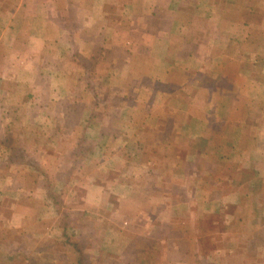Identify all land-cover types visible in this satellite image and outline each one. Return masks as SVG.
<instances>
[{
  "label": "crops",
  "instance_id": "1",
  "mask_svg": "<svg viewBox=\"0 0 264 264\" xmlns=\"http://www.w3.org/2000/svg\"><path fill=\"white\" fill-rule=\"evenodd\" d=\"M107 51L112 58L100 78L113 86L109 97L126 93L111 108L116 119L98 123L97 112L112 111L96 104L105 94L84 82L77 88L98 78L95 66ZM74 107L82 115L71 125L66 109ZM19 127L39 130L24 141L36 151L43 128L55 131L45 143L68 146L39 166L47 178L41 186L38 180L24 192L12 183L13 191L0 179V198L13 191L17 229L25 218L16 203L27 194L42 204L37 212L54 210L34 218L52 223L47 240L63 233L64 214L78 215L67 225L76 230L90 225V246L77 256L143 264L141 257H158L176 240L175 264L264 261V0H0V166H10L7 177L22 173L7 164L16 149L6 137ZM86 139L90 151H80L74 174L73 155ZM54 173H67L69 182L56 186ZM159 190L172 198L152 194ZM27 251L46 257L33 245ZM66 251H54L50 264H61L57 256Z\"/></svg>",
  "mask_w": 264,
  "mask_h": 264
},
{
  "label": "rangeland",
  "instance_id": "2",
  "mask_svg": "<svg viewBox=\"0 0 264 264\" xmlns=\"http://www.w3.org/2000/svg\"><path fill=\"white\" fill-rule=\"evenodd\" d=\"M114 54L116 55V58L121 61L122 60V54L120 53V50H113ZM108 52L111 51H107V52H102L101 56L103 57L102 59V65L99 66H95V69L99 70V75L98 78H96V80H92L89 81V83H91L93 85L94 88H96L94 91L97 94H105L104 97H100V98H96V104H98L99 107H101L102 109H108V110H112V106L114 107H118V105L116 104V102L118 101V99L121 97H124V93L126 92H121V96L119 97L118 94H116L115 96L113 95L112 97H109L110 94H113V91L110 90V88H113L112 85H110V83L107 80V77H102V79L100 78L102 73H104L103 71H105V69H108L109 66L107 65H103L107 60H109L110 58H112L110 56V54ZM108 58V59H107ZM73 66V65H72ZM75 66V65H74ZM118 69L119 68H124V65H117ZM107 71V70H106ZM125 72H120L118 73L116 76L118 78H122L124 79ZM101 79V80H100ZM64 82V81H63ZM85 83V86L87 85L88 81H81L80 82V86L77 88V93L81 92L82 90V84ZM124 80H122V82L118 81V84L120 85V88H122ZM55 83H60L59 81H54L53 84ZM65 83V82H64ZM134 83V82H132ZM127 86H129V84L127 83ZM130 87V86H129ZM88 88V87H87ZM110 91V92H109ZM87 92V91H86ZM61 99H59L60 101ZM116 105V106H115ZM76 106V105H75ZM78 107L80 108V105H78ZM77 107L74 108H67L66 111L68 112V115L65 119L66 123H70L71 125L73 124V122H75V120L77 119V114L76 112L79 113V115H82L80 109ZM117 108H113V113L112 111L109 113L107 111H101V112H97V115L95 114V119L98 120V123L100 122V120H107L108 122H112L116 119V115L117 113ZM81 113V114H80ZM87 111H84V116L87 114ZM40 121H42L43 119H39ZM94 121V122H97ZM50 124H55L53 122H49ZM21 124V123H18ZM49 124V126H50ZM23 127H19L18 131H13L10 132V135H7L6 139L9 140H14L12 141V145L10 142L9 145H11L12 148L16 149V153H15V157L13 160H9L7 161V164L14 166L15 168H19L22 170V173H20L21 175L19 177H7L8 175V171L7 168H10V166L8 165H3L0 166L1 170L0 172L3 173V177L0 176V179H3V181L10 182V187L14 190H16L15 187H12L11 184L15 183V184H19L20 186H22V190L24 192H28V188L29 186H37L36 184L38 183V180L40 181V186H41V182H45L47 181L46 176L40 175V169L39 166H43V164L46 163V161H44L46 159L47 156H52L55 153H65L67 151V146H61L60 144L57 143H45L44 141V136H48L49 134L52 136L55 134V131H51L49 130V128H43L40 129V132H43L44 134H42L43 136V141L40 142L37 146V148L39 149V151L35 150V146H31L30 143L25 144L24 141L25 137L27 138L29 132H36V134H38L39 130L38 129H32V131H27L25 129H22ZM115 128V127H114ZM93 129V128H92ZM114 130V129H113ZM111 135L115 137L116 134L114 133L115 131H110ZM130 132V131H129ZM31 138V136H29ZM40 138V137H39ZM24 139V140H23ZM38 139V138H36ZM50 140V138H49ZM23 142L24 144L22 145L19 142ZM40 139L37 141L39 142ZM92 142L87 140L84 141V144L81 146L80 151H82V157L87 153H89L90 151V146H91ZM64 150V151H63ZM79 149H77V151L75 152L76 154V159L79 158V153H80ZM10 152V151H9ZM9 152H5L4 153V157L6 158L8 156ZM67 154V152H66ZM66 155H64V160ZM59 157H63V156H59ZM7 159V158H6ZM5 160V159H3ZM63 160V161H64ZM62 161V162H63ZM49 162V161H48ZM50 163V162H49ZM52 163V162H51ZM73 163H74V174L77 172V170L80 168V166H78V164L75 162V160L73 159ZM165 164H168L167 162H165ZM19 165V166H17ZM47 166V165H45ZM91 166V165H89ZM92 167H95L94 163L92 165ZM46 168V167H45ZM57 173H54V176H52V178L56 181L55 184L56 186L60 187L62 186L61 184H58L57 181L61 182V183H65L66 181H68L69 177L67 175V173H62L59 175H55ZM183 175V174H182ZM180 176L178 175V180H182V182H187L184 176ZM245 175V174H244ZM76 176H71L72 179L75 180ZM16 179L15 181L13 179ZM77 178V177H76ZM169 178V177H168ZM52 179V180H53ZM176 179V176H175ZM42 180V181H41ZM169 180L173 181V178H169ZM244 181H249L252 180V175H250L248 178H244ZM168 181V180H167ZM18 182V183H17ZM21 182V183H20ZM69 182V181H68ZM67 183V182H66ZM48 184V188L50 189V186H52L51 182L47 183ZM44 185V183H43ZM57 189V187H56ZM13 191H8L6 192L5 196L0 198V264H49V260L46 258L40 259V257H38L37 255H35L34 249H32V251H27L29 248H32V245L36 248L42 249V252L48 255L53 254V252H59V251H66V255H58L57 258H59V261L61 262V264H126L127 262H129L128 264H134L133 259L132 260H128L127 257H120V258H115L116 261H112L114 259L108 257L107 255H104L102 258H100L98 260L92 259L91 257H84L82 255L77 256L75 253V251H73V249L71 248L72 244H77L74 239H77L80 236V232L81 236L80 238L81 241H79V245L83 244V248L85 249L86 247H89L88 244L86 243V239L85 237L89 238V236L91 235V227L89 224H86L83 226V229L80 228V230H76V227H71L69 231L64 227L63 229V233H61V231L58 229L55 230V232L53 233L52 237L50 238V240H47L44 237V233L48 224V228H50V226H52V223H44L42 224H35L36 223V216H39L41 218H44L46 215L53 217L54 216V210L51 211L50 213L43 211L42 213H39L37 211H39V209H42V204L39 202H31L29 200V195L27 196V194H23V197L20 199V201H18L16 203V205L19 204V210L20 213H22L23 217L25 218L22 221V230H19V228L17 229V227L15 226V224L13 223L14 220V212H13ZM171 192V191H169ZM155 196H159L161 195L162 198H164L165 200H169L172 198V195L168 192L163 193L162 190L156 191L155 193H152ZM173 194V191H172ZM26 195V196H25ZM250 195H252L250 193ZM59 203V202H58ZM15 205V206H16ZM61 210V209H60ZM41 211V210H40ZM13 212V213H12ZM46 212V213H45ZM154 212V211H153ZM33 217L32 220H30V218ZM64 217H66V215L62 216L61 220H64ZM68 220L67 221H71V220H75V222L77 220H79L80 218L78 217L77 214H71V216H67ZM246 228H250V225H246ZM82 229V230H81ZM44 230V231H43ZM168 229H166L165 233L167 232ZM78 231V237L75 235ZM217 232L220 231V229L215 230ZM53 232V231H52ZM156 232V230L154 231ZM40 233V236H37L36 234ZM176 235V234H175ZM235 234H233L234 236ZM35 238L38 240V242L35 243ZM74 238V239H73ZM68 240V241H67ZM78 240V239H77ZM76 240V241H77ZM54 242V243H52ZM173 242L176 244V240L174 241H170V245H168V243L165 244L164 247H162V252L160 254V256L155 257V256H144L141 257L143 264H175L178 261H180L178 258L176 260V252H173L172 247H173ZM86 243V244H85ZM24 245L27 248H21ZM21 246V247H20ZM5 249L6 252L3 253V250ZM68 249H71L73 252H71V254H74V258H71L69 255L67 254ZM81 254V251L79 252ZM78 253V254H79ZM54 255V254H53ZM11 256V257H10ZM69 257V258H68ZM240 257H228L227 259H225L224 263L225 264H233V262L238 260L241 261V258L239 260ZM46 259V260H45ZM103 260V262H100V260ZM111 259V260H110ZM247 259V258H245ZM128 260V261H127ZM257 260V259H256ZM57 261V260H56ZM183 261V260H181ZM261 264H264V261H259Z\"/></svg>",
  "mask_w": 264,
  "mask_h": 264
},
{
  "label": "trees",
  "instance_id": "3",
  "mask_svg": "<svg viewBox=\"0 0 264 264\" xmlns=\"http://www.w3.org/2000/svg\"><path fill=\"white\" fill-rule=\"evenodd\" d=\"M90 66L93 68L92 65H90ZM87 87H88V90H91V91H94V90L96 89V88H94L93 85H92L91 83H89V82L87 83ZM94 92H95V91H94ZM79 144L83 145L84 142L81 141V140H79ZM80 148H81V146H80ZM80 148H78L79 151H80ZM76 150H77V149H76ZM73 159L75 160V162L77 161V159H76V154L73 155ZM77 162H78V161H77ZM77 162H76V163H77ZM48 194H49V193H48ZM50 195H51V194H50ZM54 202H55V201H54ZM55 204H56V202H55ZM64 215H65V214H64ZM67 220H68V218H67V215H66V217L64 218V220L61 222V225H62L63 227H65V228L69 231L70 227L67 226V225H70V223H69V221H67ZM68 227H69V228H68ZM67 241H68V240H67ZM86 243L88 244V246H90L89 241H87ZM86 243H85V244H86ZM21 246H23V247H21ZM21 246H20L21 248H27V247L25 246V244H24V245L22 244ZM83 246H84L83 244H80V245H79V244H72L71 248H72L74 251H77V252L79 251V252H80L82 249H84ZM2 250H3V248H2ZM82 251H83V250H82ZM82 251H81V252H82ZM5 252H6V250L4 249V250H3V253H5ZM53 254H54V253H53ZM53 254H50V255L46 254V257H45V258L49 260V264L52 263V258L54 257ZM10 257H11V256H10ZM46 259H45V260H46ZM44 264H45V263H44Z\"/></svg>",
  "mask_w": 264,
  "mask_h": 264
}]
</instances>
